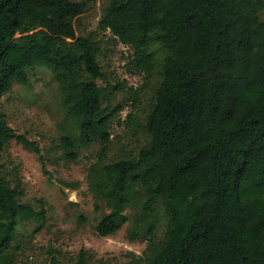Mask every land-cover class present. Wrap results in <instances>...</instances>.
<instances>
[{
    "label": "trees",
    "instance_id": "16d2710c",
    "mask_svg": "<svg viewBox=\"0 0 264 264\" xmlns=\"http://www.w3.org/2000/svg\"><path fill=\"white\" fill-rule=\"evenodd\" d=\"M84 7L75 0H0V98L28 82V69L51 70L75 127L73 136L59 138L64 156L101 145L87 170L94 209L102 211L96 233L131 223L129 239L138 229L145 235L142 255L122 264H264L263 0H108L98 28L128 47L130 73L150 79V41L166 49L144 119L147 142L108 163L101 161L124 106L103 105L98 47L76 35ZM12 139L43 160L38 144L0 114V152ZM23 195L20 179L11 183L0 165V264H10L18 222L45 217ZM157 203L166 217L161 238L147 222ZM88 259L80 249L73 264Z\"/></svg>",
    "mask_w": 264,
    "mask_h": 264
},
{
    "label": "rangeland",
    "instance_id": "374dc122",
    "mask_svg": "<svg viewBox=\"0 0 264 264\" xmlns=\"http://www.w3.org/2000/svg\"><path fill=\"white\" fill-rule=\"evenodd\" d=\"M75 1L85 5L75 21L76 35L90 37L98 47L97 60L104 75L96 82L103 87V105L124 106L111 126V141L101 162L131 157L148 139L144 119L161 80L166 49L159 42L150 41L149 48L155 61L150 79L145 80L143 73H130L126 67L130 54L128 47L116 41L108 31L102 32L98 28L108 0ZM258 16L264 21V7L259 9ZM27 77L26 84L14 83L0 98V114L16 133L24 134L38 144L43 160L12 139L0 152V165L3 175L11 183L14 178L20 179L24 190L21 201L29 203L35 210L44 209L45 217L18 222L10 264H73L80 249L88 251V264H122L133 254L142 255L146 247L145 235L138 229L137 238L129 239L131 223H125L110 235L96 233L95 225L102 211L94 209L87 170L98 161L101 145L80 146L72 159L64 156L59 138L63 134H72L75 127L64 114L58 84L51 70L44 65L28 69ZM135 89L139 92L135 106H132ZM128 113L131 114L129 117ZM132 212L128 207L126 213ZM147 222L155 226L156 237L161 238L166 217L160 203L155 205Z\"/></svg>",
    "mask_w": 264,
    "mask_h": 264
}]
</instances>
